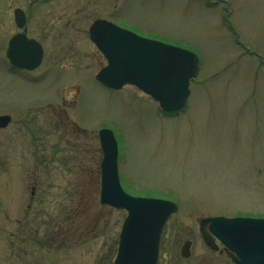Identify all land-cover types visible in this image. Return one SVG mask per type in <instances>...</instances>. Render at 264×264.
<instances>
[{"label": "rangeland", "instance_id": "1", "mask_svg": "<svg viewBox=\"0 0 264 264\" xmlns=\"http://www.w3.org/2000/svg\"><path fill=\"white\" fill-rule=\"evenodd\" d=\"M15 8L44 49L32 72L5 55ZM97 18L197 55L180 112L95 80ZM0 115V264H113L127 213L99 202V126L115 133L123 189L178 207L158 264H233L199 222L264 218V0H0Z\"/></svg>", "mask_w": 264, "mask_h": 264}, {"label": "water", "instance_id": "2", "mask_svg": "<svg viewBox=\"0 0 264 264\" xmlns=\"http://www.w3.org/2000/svg\"><path fill=\"white\" fill-rule=\"evenodd\" d=\"M14 18L18 28H23L24 12L16 9ZM89 38L107 61L95 76L103 86L114 90L133 86L156 101L165 113L178 112L185 106L190 81L199 71V59L193 52L145 39L100 19L89 28ZM6 54L11 65L28 71L36 69L43 58L41 44L28 39L25 33L10 39ZM10 121L9 115H0V128ZM99 140L103 153L100 203L127 211L113 264H157L162 229L177 211V205L168 200L127 194L119 180L118 144L113 132L102 129ZM199 230L207 247L215 249L211 233L235 253V264H264L263 218H203ZM190 246V241L183 244L182 257H189Z\"/></svg>", "mask_w": 264, "mask_h": 264}, {"label": "flooded vegetation", "instance_id": "3", "mask_svg": "<svg viewBox=\"0 0 264 264\" xmlns=\"http://www.w3.org/2000/svg\"><path fill=\"white\" fill-rule=\"evenodd\" d=\"M16 9V8H15ZM15 9H14V11H15ZM14 11H13V20H14V24H15V26H16V23H15V18H14ZM25 13V12H24ZM25 19H26V22H27V16H26V13H25ZM25 25H26V23H25ZM16 28L18 29V27L16 26ZM19 32H21V30H19L18 32H16L15 34H17V33H19ZM23 32L26 34V36H27V33H26V30H23ZM15 34H13V35H15ZM12 35V36H13ZM7 47H8V43H7ZM7 47H6V51H7ZM6 51H5V54H6ZM103 57V56H102ZM43 59H44V49H43V58H42V62H43ZM42 64V63H41ZM9 69H10V71L12 72V73H17V72H31V71H25V70H20V69H17V68H15V67H13V66H11L10 65V67H9ZM7 127V126H6ZM5 127V128H6ZM101 129H110L113 133H114V131L111 129V128H109V127H107V126H99L97 129H96V134H97V137H98V140H99V132H100V130ZM114 135H115V133H114ZM100 150H101V148H100ZM102 158H103V154H102V150H101V160H100V162H99V165H98V172H99V187L101 186V180H100V164H101V161H102ZM130 194V193H129ZM136 196V195H135ZM205 230H208V225L207 226H205ZM212 237V239H213V242H214V245H215V249L214 250H212V251H214V252H218L220 255H223V256H226L233 264H234V262H233V253L232 252H230L229 251V249H227L225 246H223L214 236H211ZM211 250V249H210Z\"/></svg>", "mask_w": 264, "mask_h": 264}]
</instances>
